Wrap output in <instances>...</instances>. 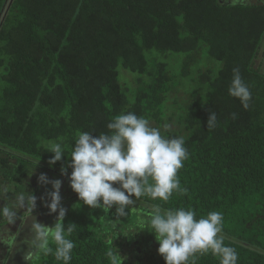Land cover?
I'll return each instance as SVG.
<instances>
[{
    "label": "trees",
    "instance_id": "trees-1",
    "mask_svg": "<svg viewBox=\"0 0 264 264\" xmlns=\"http://www.w3.org/2000/svg\"><path fill=\"white\" fill-rule=\"evenodd\" d=\"M263 41V0H0V193H14L22 167L48 177L56 169L61 189L70 186L78 134L110 133L109 122L133 112L166 138H184L188 158L177 175L187 191L167 202L132 196L129 221L114 217V205L112 219L72 222L75 230L65 232L75 244L70 264H112L109 253L135 235L139 247L156 250L155 234L137 214L154 205L192 209L196 219L221 212L224 244L237 252V264H264ZM233 69L251 91L247 109L229 95ZM122 70L131 82L122 83ZM209 112L217 116L212 128ZM50 141L64 147L54 165ZM34 173L22 189L38 184L33 195L46 200ZM50 245L53 253L38 254L35 264H63ZM148 259L165 264L159 253ZM193 261L219 264V257L197 253ZM117 264L127 263L121 257Z\"/></svg>",
    "mask_w": 264,
    "mask_h": 264
},
{
    "label": "clouds",
    "instance_id": "clouds-1",
    "mask_svg": "<svg viewBox=\"0 0 264 264\" xmlns=\"http://www.w3.org/2000/svg\"><path fill=\"white\" fill-rule=\"evenodd\" d=\"M228 92L230 96L238 98L245 109L249 107L251 91L238 69H233ZM216 120V113L209 112L207 127H214ZM107 128L111 130L110 133H100L97 136L92 135V132L79 133L74 147L72 146L68 165L72 169L70 187L83 204L101 208L106 214L115 205L117 217H125L128 215L126 206L135 203L132 196L139 198L147 195L153 200L167 202L174 192L187 191L181 188L177 175L188 158L182 136L166 138L159 128L150 126L148 119L133 112L116 116L107 124ZM46 149L53 154L49 160L50 165L64 158L62 143L50 141L46 144ZM1 180L2 177L0 182ZM38 182L42 185L50 183L52 186V191L47 193L50 202L45 206L49 214L58 213L55 226L49 227L38 222L33 215L37 198L28 190L20 193L14 191V198L8 196L7 192L0 193V200L5 201L0 206V226L4 229L6 225H12L20 219L23 227V222L31 219L30 238L23 242L28 247L23 259L31 264L38 254H52L51 241L55 244V259L63 264H70L75 244L73 240L66 238L65 232L71 234L76 225L70 223L65 227L63 223L67 209L61 203L62 181H50L42 173ZM22 209L23 214L18 216L17 213ZM137 214L142 218L141 225L145 229L150 228L155 234L159 243L158 253L165 264H189L190 258L197 253L203 255L209 252L219 257V264H237V252L224 244L221 212L211 211L206 217L196 219V213L192 209L164 210L159 205H154L150 211H138ZM136 232L139 231L130 234ZM16 236L17 234H9L5 229L0 232V242L7 241L5 244L13 248ZM109 255L112 264H117V260L121 258L119 253Z\"/></svg>",
    "mask_w": 264,
    "mask_h": 264
},
{
    "label": "rangeland",
    "instance_id": "rangeland-1",
    "mask_svg": "<svg viewBox=\"0 0 264 264\" xmlns=\"http://www.w3.org/2000/svg\"><path fill=\"white\" fill-rule=\"evenodd\" d=\"M235 1L239 2V0H235ZM240 1H243V0H240ZM261 46L264 47V41H263V44H261ZM260 57H261V61H262L260 63H263V64H260V63L259 64L261 65L262 69L264 70V50L262 51V54ZM204 61L212 64V62L209 61L208 57H206L205 60H203L202 62H204ZM199 67L203 68V70H206L207 69L206 67H208V65H204V64L201 65L200 64ZM123 72L124 71L122 70V73ZM191 73L193 76H196L195 71L193 69L191 70ZM120 78L122 80V83H124V81L126 79H127L126 81H129V82H131L133 80V78L130 77L129 75L128 76L125 75V72H124V74H122L120 76ZM189 88H190V86H189ZM182 93H183V90L181 88L180 93H178L179 98L182 97ZM33 170H35V168H33V167H22L19 170L20 176L19 175L18 176L21 179L18 181L20 182L19 185H21V186L19 187L18 184L12 186L13 189L16 188L15 191H17V193L24 191L22 188L25 187V185H28L27 184V178L32 172H35L34 174L36 175V177H39L42 174L40 171L37 174L36 173L37 170H35V171H33ZM53 170L51 172H53L54 174L51 177L47 176L50 180H56L59 177V175L55 174L58 170H56V169H53ZM12 174H13V172H10V174L8 173L7 176H11ZM35 183H36V181H35ZM67 184H68V182H65L64 186H67ZM37 185H29L30 186V193L33 194L36 192L35 190H36ZM50 188H52V186L49 187V185H48L46 187V185H44L42 191H44V189H46L48 192H50V191H52V190H50ZM70 188L71 187L68 186L65 188L62 187V189H60L61 197L62 196L65 197V198L62 197V201H61L62 206L67 209V212H66V215H65L64 221H63L65 226L74 222V221L86 223V224L87 223L89 224L90 221H93L94 224H96V225L101 223L102 221H104V219L106 218V213H104L101 208H91L88 205L83 204V202H81L80 200L79 201L72 200L73 197L77 195V193H75L72 189H71L72 192H69ZM10 196H12L14 198L13 193H11ZM42 202H44L42 210L40 209L39 211H37V209H34L33 215L36 217L38 222L45 224L49 227H54L55 223H56V216L58 213L49 214V210L45 206L46 203L50 202L49 198L46 200H43V198L40 196L39 200L37 199V201H36V206L41 205ZM116 207L117 206H115L114 209L111 208L109 210V212L107 213V215L111 219H112L111 210L112 209L115 210ZM17 214H18V216L22 215L23 209L20 210ZM114 217L116 218L117 216H114ZM122 218L124 219V221L130 220L129 216H125ZM21 224H22V222L20 219H17V221L14 224H12L14 227H17L16 232H14L13 229L9 230L8 228H4V229L2 228L0 230V232H3L6 229L9 234H15V233L17 234L16 245L13 248H9L8 245L5 244V243H7V241H5V243L0 242V264H28V262H26L23 259L24 253L28 250L27 245L24 244L23 242L25 239L30 238L31 219L23 222V227L21 226ZM133 231H139V229H134ZM136 233H138V232H136ZM110 238L111 239L113 238V234L110 236ZM50 243H51V241H50ZM125 243H126V241H123V245L119 249V254L122 257V260L127 264H139V263L145 264V263H148V260H149L148 258L150 257V254L151 253L152 254L158 253V247L157 246H156V250L153 248L152 249L148 248V249H145L146 251L142 247H139L137 235L134 236L133 242L130 245L125 244ZM140 249L143 251L139 252ZM33 260H35L33 263V264H35L36 259L34 258ZM31 264H32V262H31Z\"/></svg>",
    "mask_w": 264,
    "mask_h": 264
},
{
    "label": "flooded vegetation",
    "instance_id": "flooded-vegetation-1",
    "mask_svg": "<svg viewBox=\"0 0 264 264\" xmlns=\"http://www.w3.org/2000/svg\"><path fill=\"white\" fill-rule=\"evenodd\" d=\"M0 202H1V203H4L5 201H3V200H0ZM1 203H0V204H1Z\"/></svg>",
    "mask_w": 264,
    "mask_h": 264
}]
</instances>
